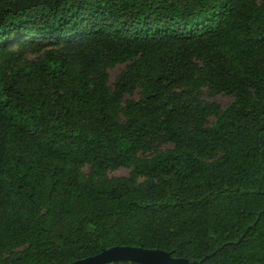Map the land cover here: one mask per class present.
I'll list each match as a JSON object with an SVG mask.
<instances>
[{"label": "trees", "instance_id": "16d2710c", "mask_svg": "<svg viewBox=\"0 0 264 264\" xmlns=\"http://www.w3.org/2000/svg\"><path fill=\"white\" fill-rule=\"evenodd\" d=\"M46 1L0 8V214L9 216L0 264H68L112 246L202 264L264 263V70L253 61L264 51V8L252 0ZM30 34L71 37L68 51L46 52L8 79L4 48ZM137 55L116 88L130 91L149 75L119 121L89 72L105 58ZM193 58L204 64L199 80L233 96L207 128H188L185 118L215 108L181 104L173 92L193 81ZM158 135L183 147L135 161ZM84 162L93 172L133 171L98 185L82 178ZM139 175L154 181L137 186Z\"/></svg>", "mask_w": 264, "mask_h": 264}, {"label": "rangeland", "instance_id": "374dc122", "mask_svg": "<svg viewBox=\"0 0 264 264\" xmlns=\"http://www.w3.org/2000/svg\"><path fill=\"white\" fill-rule=\"evenodd\" d=\"M28 0H0V8L7 5H12L15 2L25 4ZM257 5L264 8V0H252ZM46 0H35L34 4H44ZM172 2L166 0V4ZM29 3V2H28ZM104 25L111 26L113 18L108 15L104 16ZM113 28H116L114 26ZM71 37H62L60 39H40L34 34L28 36L14 38L9 45L5 46L4 59L7 65L8 79L11 78L12 73L31 62L40 61L46 52H52L57 55L64 54L68 51V39ZM232 40H228L227 43H231ZM143 56H136L129 59L120 61H112L105 58L99 65L93 67L89 72V78L101 83L108 96L110 108L119 121H124V111L126 105L131 101H136L142 96V84L149 75L144 73L141 75L136 84L132 86L130 91L120 92L116 88V82L118 77L122 74L132 73L136 69V65L141 61ZM253 61L260 68L264 70V51L256 53L253 57ZM80 64H75L74 69L78 70ZM192 66L194 68L195 76L192 82L184 83L173 92L181 94L180 103L184 105L203 103L208 104L210 107L215 108V112L199 117H187L185 118L186 126L188 128H207L215 119L222 113V111L232 102L233 96L223 91L215 90L208 83H204L199 80L200 71L204 69V64L197 58L192 59ZM150 147L147 151H137L134 154V160L150 159L159 154L169 151L177 150L183 147L181 142H177L169 139L166 136L158 135L149 138ZM220 154L218 152L209 153L203 159L205 161H212L218 158ZM78 169L84 180H91L95 184L102 185L112 180H118L129 177L133 171V166L124 165H109L103 167L98 172H93L91 166L84 162L78 166ZM150 181H154V178L146 176H135V185L143 186ZM9 218L8 213L4 212L0 214V224L7 221ZM22 251V248L5 252L1 255V259H5L11 255H18Z\"/></svg>", "mask_w": 264, "mask_h": 264}, {"label": "water", "instance_id": "95a60500", "mask_svg": "<svg viewBox=\"0 0 264 264\" xmlns=\"http://www.w3.org/2000/svg\"><path fill=\"white\" fill-rule=\"evenodd\" d=\"M117 262H135L138 264H202L201 261H190L186 258L174 257L169 252L160 249H144L134 246H112L93 256L68 264H109Z\"/></svg>", "mask_w": 264, "mask_h": 264}]
</instances>
